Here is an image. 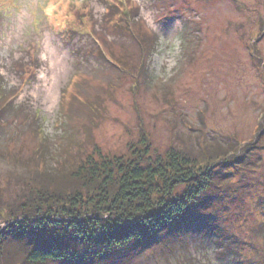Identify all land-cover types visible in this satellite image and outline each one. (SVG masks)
Here are the masks:
<instances>
[{
    "label": "rangeland",
    "instance_id": "1",
    "mask_svg": "<svg viewBox=\"0 0 264 264\" xmlns=\"http://www.w3.org/2000/svg\"><path fill=\"white\" fill-rule=\"evenodd\" d=\"M0 85L3 214L20 217L15 203L47 172L36 167L58 156L121 157L142 141L153 157L200 156L206 140L234 153L264 124V0H0ZM255 148L246 174L210 173L229 257L198 242L191 264H264V138ZM175 259L151 245L97 264Z\"/></svg>",
    "mask_w": 264,
    "mask_h": 264
},
{
    "label": "trees",
    "instance_id": "2",
    "mask_svg": "<svg viewBox=\"0 0 264 264\" xmlns=\"http://www.w3.org/2000/svg\"><path fill=\"white\" fill-rule=\"evenodd\" d=\"M1 89L4 114L10 104ZM263 138L261 124L253 143L227 155H213L214 142L206 140L200 156L171 148L153 157L142 141L126 156L80 152L65 162L58 156L50 165L42 163L36 169L45 166L46 175L35 178L34 189L15 203L20 217L0 211V264H97L113 251L151 245L175 257L173 264H191L189 246L207 241L216 258L226 259L231 240L208 212L214 198H225L213 197L218 176L210 173L227 164L246 174Z\"/></svg>",
    "mask_w": 264,
    "mask_h": 264
}]
</instances>
